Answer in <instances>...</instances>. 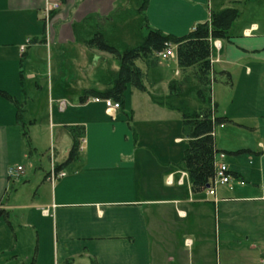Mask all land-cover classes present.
<instances>
[{
    "label": "crops",
    "instance_id": "obj_1",
    "mask_svg": "<svg viewBox=\"0 0 264 264\" xmlns=\"http://www.w3.org/2000/svg\"><path fill=\"white\" fill-rule=\"evenodd\" d=\"M260 2L148 0L144 11L150 27L174 37L208 22L212 12H238L229 38L218 40L210 56L213 71L231 80L218 75L210 84L213 113L227 118L213 130L215 161L236 183L217 184L210 195L194 190L180 166L187 139L179 111L154 102L147 83L149 92L128 85L129 98L125 90L113 116L95 96L81 100L87 90L105 88L85 86L92 56L114 57L82 42L89 30L83 21L106 18L116 0H0V91L10 97L0 94V264H49V258L52 264H214L205 244L212 238L229 246L215 264H243L237 245H264V17L254 16ZM52 3L57 7L47 17ZM173 49L157 66L161 98L180 73ZM42 97L60 113L78 97L86 115L64 125L71 144L76 133L79 149L67 164L68 151L62 162H51L65 173L55 180L51 169L26 176L21 164L22 131L36 124ZM179 239L189 248L181 263L164 250ZM255 252L254 264H262L264 249Z\"/></svg>",
    "mask_w": 264,
    "mask_h": 264
},
{
    "label": "trees",
    "instance_id": "obj_2",
    "mask_svg": "<svg viewBox=\"0 0 264 264\" xmlns=\"http://www.w3.org/2000/svg\"><path fill=\"white\" fill-rule=\"evenodd\" d=\"M147 1L142 0L140 3L135 1L138 10L134 19L139 24L141 35L134 44L117 47L104 37L100 27L88 36L83 37L82 42L86 46L111 54L118 59L119 66L109 74L107 85L103 90H87L81 100H85L88 95L102 99L110 98L118 102L121 108L124 103L126 87L130 85L137 90L148 91L145 83H147L149 69L159 62V54L168 45L174 46L181 80L172 81L166 97L156 99L151 93L150 96L154 102H165L167 106L179 111L183 134L187 139L180 166L187 173L191 187L194 190L207 189L214 177L215 157L218 153L214 146L213 130L215 126L227 121L226 117L216 116L213 113L215 105L210 98V84L212 80L217 79L218 75L219 77L224 75V82L226 83L231 81L228 72L220 71L216 73L213 71L210 61L212 41L229 38L228 29L236 19L238 12L233 7L212 12L208 22L198 23L187 34L174 37L149 26L144 16ZM98 19L100 17L97 15H90L83 22H89L91 29L92 26L97 27ZM138 61L143 63L144 69L138 64ZM189 78L197 80L202 86L200 91L207 93L206 101L197 104L193 108L180 105V100L172 101L175 94L178 93L179 87L182 86L180 84L190 80ZM0 94L9 97L3 91H0ZM72 134V144L62 165L74 160L78 153L77 137L73 130ZM61 166H55V170H60Z\"/></svg>",
    "mask_w": 264,
    "mask_h": 264
},
{
    "label": "rangeland",
    "instance_id": "obj_3",
    "mask_svg": "<svg viewBox=\"0 0 264 264\" xmlns=\"http://www.w3.org/2000/svg\"><path fill=\"white\" fill-rule=\"evenodd\" d=\"M135 1L140 3L142 0ZM135 1L116 0V7L112 11V13H110V15L106 18L103 17L98 19L97 27L92 26L90 29V24H88L89 22H83L85 27H88L89 29L87 30V33H85V35L88 36L100 27V30L103 33L104 37L109 42L114 43L117 47H124L129 44H134L138 40V37L141 35L138 27L139 24L134 19L135 13L137 14L138 10ZM257 15L264 17V2H260L259 7L257 8V10H255L254 16L256 17ZM92 57L93 58L89 61V65L86 66L84 70V81L89 82L85 86L94 87L93 84H97L100 87H106L107 79H109V74L117 69V67L119 66V61L115 57L108 58L104 55L98 58H95V56ZM158 63L149 69L147 75V85L151 89V95L156 99L162 97V94L160 92H156L159 90L154 87L158 84V80L161 78L160 76L163 75V73H161V71L157 69ZM138 64L144 69L143 63L138 61ZM63 68L69 69L67 65L62 66V69ZM174 68L175 64L171 69L173 70ZM189 79L190 80H186L184 83L180 84L182 86L179 87L178 93L175 94V97L172 101L176 102L180 100V105L187 108H193L197 104L206 101L207 93L200 91L202 86L197 80H195L194 78ZM97 80L98 83H96ZM176 80H181L180 73H178ZM171 83L172 82H168V88ZM131 89L132 88L130 86H128V88L126 89L127 98H129V91ZM55 100L56 99L54 98V101ZM67 100L68 99H66L65 102ZM73 102V104H76V106L67 107L65 112L60 113L57 112L56 106L54 107V112L48 109L45 105L46 100L43 97L41 98V106L39 109V113L36 116V124L34 126H28V128L22 131L25 136L23 139V143L25 154L27 156L23 159V161H21V164L24 166V172L26 176H34V174L37 173L45 174L46 172H49L50 169L52 170L51 166L53 162L59 163L64 160V155L65 153H67L71 144L70 134L67 127H64V125L71 122H78L77 120L80 121L86 118V115H84L82 111L77 107V105L79 104L78 97L73 99ZM52 119L54 120V123L59 122L60 126L51 125ZM235 183L236 179L231 176L229 184L233 185ZM218 186L221 187L220 185H216V188ZM250 213L251 211H248V208L244 212V214H246L247 216H249ZM184 242L185 241H183V239H179L177 240V242H166L164 243V250H167V254L173 257L176 256V261H179L181 263V261L183 260L182 257L187 258V253L189 252V248ZM205 244L206 253H209L211 255V259L213 260L214 264L217 261L218 252L222 253V251L225 249L224 247L228 246V244H225L222 241L217 242L213 238L211 242L207 241L205 242ZM237 248H240L237 249V253L241 256L243 264H254L256 253L255 250L264 249V245L258 244L255 248L254 242L243 241L242 244L237 245ZM227 249H229V246L227 247ZM201 254L202 259H204L202 251ZM163 260L165 261L164 264H172L170 263V261H166L165 259ZM52 263V260L49 258V264ZM255 264L258 263L255 262Z\"/></svg>",
    "mask_w": 264,
    "mask_h": 264
},
{
    "label": "built area",
    "instance_id": "obj_4",
    "mask_svg": "<svg viewBox=\"0 0 264 264\" xmlns=\"http://www.w3.org/2000/svg\"><path fill=\"white\" fill-rule=\"evenodd\" d=\"M57 7V3H52V4H47L44 8V12L46 13L47 17H48V13L49 11L53 10L54 8ZM212 46L215 47H219V41L218 40H214L212 41ZM26 45H22L20 47V51H24ZM173 46L172 45H168L166 47V49L161 52L159 54L160 58H166V57H170L173 55ZM93 100L95 102H99L102 101L106 112L113 116L114 113L120 108V105L118 102L113 101L110 98H99V97H94ZM20 170V167H17L16 170L11 169L10 172H16ZM65 175V173L63 171H56L55 168H52V170L50 171V178L51 180H55L57 178L63 177ZM231 180V176L229 174L228 168L226 167V165L222 164V163H217L215 161V172H214V177L213 180L211 182V185L209 186V188H207L208 194L210 195H214L215 194V187L217 184H227L229 183ZM262 264H264V259H262Z\"/></svg>",
    "mask_w": 264,
    "mask_h": 264
}]
</instances>
